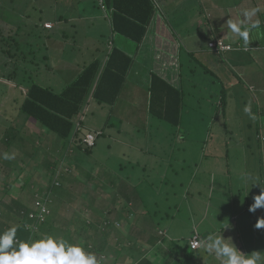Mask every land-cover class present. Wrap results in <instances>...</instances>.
Segmentation results:
<instances>
[{
	"label": "rangeland",
	"instance_id": "374dc122",
	"mask_svg": "<svg viewBox=\"0 0 264 264\" xmlns=\"http://www.w3.org/2000/svg\"><path fill=\"white\" fill-rule=\"evenodd\" d=\"M20 1L21 2L16 3V6L13 5L12 8L8 7V9L6 8L4 0H0V28H2L6 36L14 29L17 34L16 38L14 36L15 42H19V36L23 39L25 33H29L25 27H22V22H31L27 17L24 18L25 13L30 14L31 19L42 14L40 17L42 19L41 21L48 20L52 16V10H50L48 6H44L42 9H34L33 6H30V10H27L25 8L26 6H22V4L27 1ZM177 1H188V4L183 3L182 5V9L187 11L181 14V23H183L184 26L181 30H184L185 35H190L192 32L196 33L198 22L195 21L197 22L195 24L194 22H190V19H195L202 11L200 8V0ZM237 1L239 5L240 0ZM38 3L47 5L48 0L43 2L39 1ZM34 5H37L36 1H34ZM13 7L18 8L20 13H15ZM2 9L7 10L4 11ZM69 23L71 22L68 21L66 25L68 26ZM58 24L63 23L59 22ZM16 25L21 27L20 30L16 29ZM63 26L65 25H62V27ZM40 27L38 31H41ZM44 28L52 29L46 28L45 25ZM98 29L100 30L102 28ZM17 31L19 32L17 33ZM69 31L72 32V28ZM95 34V31L92 30V35ZM226 35L230 37L228 32H226ZM27 38H30L29 34ZM31 44L32 43H30V45ZM190 45L195 47L194 44L190 43ZM201 45L205 50L207 49V42ZM181 50H185V44H181ZM41 55H44V53H41ZM0 56L2 57V59H0V73H3V75H0V80L8 86L9 90L13 89L11 91V94H13L15 92V83L6 76V73L14 72L17 66L13 64L14 59L6 58L5 52L0 54ZM171 56H166L165 60L163 59L166 71L176 67L174 61H171ZM183 56H186L185 53H183ZM57 57L56 74L54 72H48L46 69L43 70L42 66L47 65V61L40 64L38 60H33L32 58L25 60L27 63H25L26 68L24 67V69L34 72L36 65L29 66L27 64L32 62L36 63L42 70L37 77L32 74L33 80L43 87H51L56 91H60L74 80L78 71L75 68L79 67V69H81L82 67L71 60L70 50L58 54ZM197 57L198 60H204L201 53L198 54ZM92 58L93 57L90 59ZM210 58H214V56ZM29 60L30 62H28ZM135 60L138 70H133L132 75L128 78L127 86H125L126 89L122 91L121 96H119L117 100L116 108L121 111L115 112L120 113L119 116H114V113L109 115V111L111 110L109 107L100 112L96 111L92 114L89 113V121L86 122V124L90 125L93 117L102 118L103 122H105L107 117L108 124L112 125L113 128L105 130V136L100 137L98 140L100 145L97 144L96 149H94L98 160L97 166L91 165L93 164L92 161L91 164H88L90 161L89 159H86L88 163L85 162L82 164L89 172L91 170L93 172H96V170L102 172L104 169L105 172L109 173L111 180L114 181L105 183L97 182V185L103 186L104 184H108L109 187L108 195L97 197L98 203H101L100 201H103L102 198L105 197L110 201L109 195L114 193L117 187L120 189L130 184L131 190L134 191L137 196V200L131 196V202L135 205L138 203L143 205L142 209H139L140 212L135 211L140 215V220L134 221L136 218L135 216L131 220H122L116 223L120 225L121 238H124L127 234L125 240L131 243L133 240L131 239L132 235L129 233L131 232L130 229L133 230L136 222V226H141L142 228L143 224L148 222L151 226L148 229L153 235V239L160 243V239H158L160 236L164 240L161 249L164 248V252H168L167 254L158 251L157 247L160 246L159 244L155 245V243L153 245L145 240L142 244L138 241V244L142 246H138L136 251L134 250L133 255L137 256L141 254V256L137 258L135 264H166L165 261H167V257H169L171 253L173 254L172 257L176 256V258L181 259L182 254L180 253L177 255L173 252L174 249L172 245L174 243L182 245L194 234L200 237L201 235L203 237L222 235L223 238L228 239V242L232 241L245 258L253 252H259L260 258L257 264H264V228L257 229L255 227L257 220L259 218H264V209H258L256 213H250L248 211L249 205L253 203L252 196L259 192V187H253L254 184L259 182L264 185L261 175L258 171L256 172L253 170V167H257V158L260 162L264 157L263 155L262 157L257 156L260 150H258V152L257 149L256 151L254 150V142L258 140L256 139V135H259L258 132L260 131L259 139H261V141H257V143L259 144L258 147L264 151V128L263 126L260 127L261 125L259 126V120H261V118L258 116V113L260 111L255 108L257 101H264V93H258L252 86L247 87L246 84H244V82L247 81L246 77L253 75V71H248L247 74L244 71V75L239 74V72L236 76L240 77L241 80L235 76L236 80L242 83L241 86H243V88L240 85L237 86L239 89L241 87V89H237L239 92L236 100L232 99L229 94L230 98L226 103L225 113H222L217 105L218 102L216 104L218 97L216 96V89L211 84L210 80L212 79L206 77L200 69H194L193 60L189 58L186 59L184 65L187 69L182 74V80L183 89L186 94L185 101L188 103V106L183 111V118L180 126L175 130L156 118L149 116L147 113L148 95L146 86L148 85V81L145 79V76L150 69L152 72L162 73L164 68L162 67L163 64L161 60L158 62L155 59L153 60L149 53L144 55L140 54ZM70 64V71L66 74L63 73L64 70L69 68ZM209 64L211 65L212 62ZM73 66L75 67L74 69ZM192 69H194L193 74L190 73ZM213 69L215 70L216 67ZM20 72H23L22 67L20 68ZM221 72L222 71H219L218 73ZM52 73L55 74V76L52 75ZM174 76H177L176 71L173 72V75L170 74L167 80L175 83L176 78ZM187 79L191 80L193 84ZM180 80L181 78L176 85L179 84ZM227 85L228 84L225 83L224 87H230ZM1 96L2 92L0 91V106L4 105L5 101H12L11 96H8V99L2 98ZM249 102H251L252 111L257 117L255 121L250 119L244 112V106ZM86 113H88V110ZM4 115H7V118L11 115L14 117L16 115V110L11 112L9 109L8 114H6L4 106L0 107V116H2L0 118L1 139L4 138L7 133L13 136L17 131H20L24 118V116L20 115L22 119L17 117V119L11 120L8 124L5 121ZM225 117L227 119V129H224V125L222 124ZM99 119L94 123L96 127L101 126ZM262 121H264V118ZM10 123L12 125L16 124L15 129H10ZM225 130L231 131L225 133ZM100 132L101 131H99L98 134ZM30 135L35 136V134L32 133ZM248 136L253 137L249 139ZM95 138L96 137H94V140ZM109 144L111 148L103 146ZM16 145L18 147L12 144L8 149L4 146V149H7L5 153L14 154L15 156L14 159L10 160L11 162L14 161L20 164L19 161L23 159L24 162L28 164L29 168L34 166L36 168V166L40 164V161L36 162L35 158L32 159L28 154H23L25 150L27 151V147H21V154H19V145ZM249 147L250 149H248ZM247 150H249L250 153L245 155ZM262 154H264V152ZM0 161L5 163V169H9L10 171L12 169L13 173L18 175L17 177L19 178L16 183L11 180H8L7 183H9V185L14 183V186L21 187L23 184L21 180L24 176H20L15 167L11 166V169L9 168L10 165L7 167L8 162H6L5 159L1 158ZM119 165L122 166L121 170L118 168ZM38 170V174L33 172L37 177H39V172H44V169L41 167L38 168ZM23 172L29 173L28 168L27 171ZM5 175L6 173L0 172V199L3 197V190L1 188L4 187L6 183L5 180H7ZM126 176L134 177L133 182L122 183V180ZM246 176L253 177V180L244 184L243 180ZM78 177L82 176L75 172L74 178ZM67 179H69V181ZM63 180H67L64 182L67 188H72L73 192L76 194L81 192L82 196L86 198V201L84 198L78 199L77 201L75 194H69L66 198L67 203L64 204L58 205L52 200L53 203L51 207L54 208L53 217L57 219L55 231L50 232V236L54 235V237L55 233L58 237L63 235L62 228H68V221H70V223L72 222L73 230L79 228L78 226L81 225V221L78 219L79 216H81V218L83 217L87 222L89 221L88 224L92 222L96 223L93 216L97 215V213L93 211L95 204H93L90 195H95L97 192L93 189L92 182L88 184L89 186L87 182H84L86 184L83 185L81 182L78 183L77 179L72 180L69 176ZM71 180L76 182H71ZM118 180L120 182H116ZM37 183L39 184V182ZM28 188H31V183ZM18 192L19 188L18 190L14 189V195L12 197L0 201V213L6 212V214L1 215V217L4 216L5 219H0L2 220L0 221V233L5 231V229H2L3 226L12 225V220H10V214L8 213L12 211L11 204L13 200H18ZM248 192L249 195L245 197ZM25 195L26 193H23V197H25ZM247 198L248 200H246ZM105 206L107 212H110L111 208H118V205H112L110 203ZM128 207L133 211L134 207L137 208V206L133 204H128ZM234 211L242 214L239 219H237L239 214H235ZM147 212L151 213L150 218L146 215ZM98 223L102 224L103 221L101 222L99 220ZM34 229L37 231L38 227L35 226ZM48 229L49 227L47 231ZM70 229L71 228L68 230ZM194 230L195 233H193ZM159 232H165V235L163 236L161 235L162 233ZM100 236L97 239L100 242L104 240V242L108 244V252L104 253L105 256H108L106 259L107 263H112L114 259H116L119 264L132 263L131 259H133V256L130 254L128 255L125 250H122L124 252H120L119 254L115 252L119 249L121 250L120 246L124 245V241L118 238L119 236L116 237L113 231H107L106 236L102 234ZM154 236L156 237L154 238ZM149 238L150 236L147 235V239ZM249 239H251L249 246L243 247L242 240L249 241ZM91 240H93V238ZM149 240H152V238ZM77 244L84 247V240H78ZM239 247L242 248V251ZM151 249L152 252H150ZM200 254H202V252H200ZM153 255H156V258ZM210 255L211 254H208V257ZM214 261L213 257L209 260L194 256L188 264H220L219 259L218 262ZM169 264L178 263L172 262Z\"/></svg>",
	"mask_w": 264,
	"mask_h": 264
},
{
	"label": "trees",
	"instance_id": "16d2710c",
	"mask_svg": "<svg viewBox=\"0 0 264 264\" xmlns=\"http://www.w3.org/2000/svg\"><path fill=\"white\" fill-rule=\"evenodd\" d=\"M16 1L17 0H5L4 3L6 4V8L10 7V5L14 4ZM17 2L21 1L18 0ZM103 5L105 6L104 10L105 8H111L113 11L112 26L109 32L110 35L112 34L118 38L121 37L128 39L134 42L138 47V45L143 40L146 34V28L153 17V14L155 13L152 0H103ZM2 10L5 11L7 9ZM61 22L65 23L64 19H61ZM74 27L75 25L72 28ZM45 32L48 31L45 30ZM76 34L78 33L76 32ZM106 34L107 33H99L97 51L95 54L93 53L94 56L92 59H90L92 56L85 58L86 56H84V54L79 55L75 53V51H70L71 60L76 62L78 66H81L82 68L80 69V72L77 71L76 74L79 75L75 78V80L58 93L53 91V89L43 87L42 85L36 83V81H34L32 78L34 75H32V70L26 71L24 69L23 72L17 73L16 69L14 72L6 73V76L15 83V92L13 94H11L13 89L9 90L8 86L0 80V91L2 92L1 97L5 99L8 96L12 97L11 102L5 101L4 105L0 107L4 106L6 114H8L9 109L11 112L16 110V115L14 117L11 115L7 118V115H4L5 121L9 124L11 120L15 118L17 119V117L22 119L20 115L24 116L20 131H17L13 136H10L7 133L5 134L4 138H0V156H2V154L5 153L12 144L15 146L18 144L19 154H21V147L24 146L23 148L27 147V151L25 150L23 154H28L32 157V159L35 158L36 162L40 161V164L36 166V168L35 166L29 168L28 164L25 163L23 159L19 161L20 164L17 162L15 163L14 161L11 162L10 160H6V162H8L7 167L9 165V168L11 166L15 167L19 175L24 176V178L21 180L23 183L21 187L14 186V183L18 182V175H15L11 168V171L9 169H5V163L0 161V172L6 173L5 176L7 177L4 187L1 188L3 190V197L0 199V201L12 197L14 195V189L18 190L19 188V196H17L18 200H13L11 204L12 211L8 213L10 214L12 225H5L2 227V229H5L6 231L9 228L16 227L17 241L40 239L45 237V234L46 236H48V234L50 235V232L55 231L57 221V219H54L53 217L54 208L51 207L53 201H55L58 205L67 203L66 198L69 194H75L77 201L81 198H84L86 201V198L82 196L81 192L76 194L73 192L72 188H67L64 185V182L67 180L69 181V179L66 181L63 179H66V177L69 176L72 180L77 179V182H81L83 185L86 184L84 182H87V185L92 182V187L97 192L95 195H90V197H92L93 204H95L93 211L97 213V215L93 216L96 223L92 222L88 224L89 221L87 222V220L79 216L78 219L81 221V225L78 226L79 228L73 230L72 222L70 223V221H68V228H62L63 235L58 237V235L55 233V236L57 238L65 239L73 244H77L78 240H84L85 250L96 255L98 264L109 263H107L106 260L108 256H105L104 254L105 252H108V244H106L104 240H102L103 242H100L97 238L101 234L106 236L107 231H113L116 237L119 236L118 238H121V230L119 229L120 225L116 223L122 220H131L135 216L136 218L134 221L140 220V215H138L135 211L140 212L139 209H142L143 206L142 204L138 203L135 205L131 202V196H133L136 200L137 196L135 195L134 191L131 190L129 186L130 184H127L120 189L118 187L117 189L114 188L115 192L109 195L110 201H108L107 197H105L102 198L103 201H100L101 203H98L97 197H100L101 195H108L109 187L108 184H104L103 186L97 185V182L105 183L114 181L111 180L109 173L105 172L104 169L102 172H99L98 170H96V172H93L92 170L89 172L88 169L84 168L82 165L83 163H79L78 161L80 158L82 159V157L85 158L92 156L94 149H96L97 144H99V138L105 136L104 132L106 129L113 128L112 125L108 124L106 117L105 122H99L101 124V126H99L100 130L95 132H84V129L82 128L83 122L80 119H84L85 116L88 118L89 113H93H86L87 105L89 103L87 101L88 98L92 97L96 104L103 110L109 107L111 109L109 111V115L114 113V116L118 117L120 113H116L115 111L121 110L116 108V103L119 96H121L122 91L126 89L125 86L128 83V74L131 72L134 62H136V58H134L132 55H129L123 48L119 47V45L115 43V39H113L114 37L109 39ZM40 37L42 38L43 36L40 35ZM103 38H105L106 41L103 42ZM14 39L15 38L13 37L11 38L6 36L3 33L2 28H0V54L5 52V54L10 56L11 59H14V65H16V63L17 65L20 63L21 67L26 68L25 63L27 62L25 60L30 58L33 60H38V63L40 61V64L46 62V60L42 59L41 54L38 57L34 52H13V50L17 49L18 46ZM40 45L42 48L44 46L46 47V44L41 43ZM262 45L263 47L259 53L263 55L264 42ZM5 46H7L6 49ZM231 47V51L224 53H216L207 48L206 50H208L211 55L217 56L210 58L209 61H202L200 59L198 60L194 57V54H189V59L194 61V69H200L206 77L212 79L210 81L212 86L216 89V96L218 97L216 104L218 102L217 105L221 109L222 113H225L226 103L230 97L236 100L240 90L237 86H241L242 84L239 82V80H236L238 77L236 76V69L239 68V63L233 59V56L241 53L248 57L251 56V58L255 60V54L252 52L254 51L252 47L244 49L245 46L242 43L232 44ZM18 48L21 47L18 46ZM0 59H2L1 56ZM28 62H30V60ZM210 62H212L211 65L209 64ZM27 65L33 66L37 64L32 62ZM214 67H216L215 70L213 69ZM74 68L75 67L73 66V69ZM69 69H71V64ZM75 69L79 70V67H76ZM173 69L176 70L177 67ZM186 69V66L182 64L181 73L179 74V79L181 78V80L179 81L178 85H176L177 83L173 84L168 80H165L164 77L160 76L161 74L159 75L157 73H150V82L147 88L148 115L156 118L164 124H167L171 129L175 130L180 126L183 118V111L188 106V103L185 101L186 94L183 89L182 80V74ZM194 69L190 70L191 74L194 73ZM41 70L42 69L37 66L35 72L38 74L36 73L35 75L39 76ZM219 71L222 72L218 73ZM0 75H3V73H0ZM238 79L241 80L240 77H238ZM188 81L193 84L191 80ZM225 83H227L230 87L225 88ZM244 84H246L248 87L246 82H244ZM262 85H264V80H262ZM241 87L243 88V86ZM253 88L255 87L253 86ZM255 90L258 93H264V89L255 88ZM229 94L231 95L230 97ZM262 111V114H264V108ZM1 117L2 116H0V118ZM88 121L89 119L87 122ZM95 121L97 122V120ZM222 124L224 125V129H227L226 117L223 119ZM9 127L10 129H15L16 124L12 125L10 123ZM99 131L101 132L98 134ZM230 131L231 130H225V133H229ZM31 133L35 134V136H31ZM88 134L94 135L96 137L91 147H89L84 141ZM4 146H6L7 149H4ZM103 146H106V148H111L110 144ZM40 167L44 169V172H39V177H37L35 174H38V168ZM27 168L29 173L23 172L27 171ZM118 168L121 170L122 166L119 165ZM75 172L79 173L82 177L74 178ZM94 175L96 177H92ZM133 178L134 177L126 176L122 180V183L133 182ZM8 180H11L14 183L9 185V183H7ZM72 180L71 182H76ZM37 182H39V184ZM116 182L120 181L118 180ZM30 183L31 188H28ZM23 193H26L25 197H23ZM246 200H248V198ZM36 202L43 204L49 210V213L44 217V221L36 223V225L38 224L37 231L33 230L28 223V215L32 210L35 209L34 205ZM108 203L112 205H118V208H111V211L107 212L105 205ZM128 204H133L134 206H137V208L134 207L133 211L128 207ZM234 213L237 215L239 214L237 219H239L240 215H242L239 212L236 213L234 211ZM4 214H6V212L0 213V219H5L4 216L1 217V215ZM146 215H148L150 218L151 213L147 212ZM99 220L101 222L103 221V223H98ZM136 224L134 225L135 227L133 230L130 229L131 232H129L132 235L131 239L133 241H131V243L127 242L125 240L126 234L124 238H121V240L124 241V245L120 246L121 250L116 249L117 251H115L119 254L120 252H124L122 250H125L128 255L130 254L133 256V259L130 258L133 264H135L137 258L141 256V254H138L137 256L133 255L134 250L136 251L138 246H142L138 244V241H140L142 244L144 243V240L153 245L155 243V245L159 244L160 246L157 247L158 251L164 252V248L161 249L164 240L160 236L158 238L160 239V243L153 239V235L148 229L151 227L149 223L146 222L143 224V228L141 226H136ZM48 227L49 229L47 231ZM69 228L71 229L68 230ZM159 233H162L161 235L163 236L165 235V232ZM193 233H195V230ZM147 235H149L152 240H149L150 238L147 239ZM197 236L200 242L201 239L203 241L207 238L203 237L202 235L201 237L199 235ZM155 237L156 236H154V238ZM92 238L93 240H91ZM188 239L182 245L177 243L172 245V248L174 249L173 252H175L177 255L180 253L182 254L181 259L176 258V256L172 257L173 254L171 253V255L167 257V261H165L166 264L172 262L178 264H188V262H190L194 256L209 260L211 257H213L215 260L214 262H218V259L213 254L208 257V254L203 252L201 248L196 251L191 250L188 244L190 240ZM239 248L242 251V248ZM152 249L150 252H152ZM200 252H202V254H200ZM153 256L156 258V255ZM110 264L119 263L116 261V259H114V261Z\"/></svg>",
	"mask_w": 264,
	"mask_h": 264
},
{
	"label": "crops",
	"instance_id": "0c3cea01",
	"mask_svg": "<svg viewBox=\"0 0 264 264\" xmlns=\"http://www.w3.org/2000/svg\"><path fill=\"white\" fill-rule=\"evenodd\" d=\"M25 1H27L26 3L28 5L24 3L22 6H26L25 8L27 10H30V6L31 7L33 6L34 9H42V7L48 6L49 9L52 10L51 11L52 16L48 20L41 21L42 19L40 17L42 16V14L31 19V15L25 13L24 18L27 17V19L31 20V22L30 23L22 22L23 24L22 27H25V29L29 33H25L23 39L20 38L19 36V42H17V44L21 48H18L17 46V49H14L13 52L16 53L34 52L38 57L39 54L44 53V55H42V59L46 60L48 64L42 66L43 70L46 69L48 70V72L55 73L57 69V65H56V59L58 58L57 55L62 54L66 50L75 51V53L79 55L84 54V56H86L87 58L88 56L93 57L97 51V47H98L97 43H99V33H104V34L107 33L106 35L108 36L109 39L111 37H114L113 39H115V43L119 45V47L123 48L129 55H132L134 58H137V56L139 57L140 54L144 55L146 53H149L152 56L153 60L155 59L157 62L161 60L164 71L160 73L161 75L159 73L157 74L164 77L165 80H167V77L170 74L173 75V72L176 71L177 76H174L176 78V81L175 83L173 82V84L178 83L179 74L181 73V66L182 64H184V61L186 59L190 58L189 57L190 53L194 54L195 55L194 57L197 59H198L197 55L201 53L203 55V59L206 61H209L210 57L216 56V55H211L208 50H205V48L202 47L201 45L202 43L204 42L208 43L213 39L220 38L223 39L225 43H228L230 45L236 43L243 44V42L240 41L238 37H236L233 33L229 31L226 24L228 19L240 20L242 19L241 14L243 13L244 10L252 7H259L261 9V12L257 15V17H253V19H260L264 21V0H240L239 5L237 0H200V8L202 11L200 12V14H198V16L195 19H190V22H194L195 24L198 22L197 32L196 33L192 32L190 35H185L184 30H181V28L184 27L183 23H181L182 22L181 14H184V12L187 11L182 9V5L183 3L188 4V1L178 2L177 0H152L155 13L153 14V17L151 18L146 28V34L143 40L137 47L134 42L128 39H124L121 37L118 38L117 36L112 34L110 35L109 32L112 26L113 11L111 8L110 9L105 8V10L101 9L100 0L98 1L97 0H48L47 5L38 3L39 1L43 2L45 0H25ZM34 1H36L37 5H34ZM16 3L17 1L14 4L10 5V7L12 8L13 5L16 6ZM102 5H103V0H102ZM13 10L15 11V13L19 12L18 8L13 7ZM67 14H71V15H67ZM61 19H64L65 23L63 22V24H58L59 22H61ZM68 21L71 22L68 25L69 27L66 25ZM44 24H50L53 27H51L52 28L51 30L45 29ZM62 25L65 26L62 27ZM74 25L75 27L72 28ZM39 27L41 31H38ZM20 28L21 27L17 26L16 29L20 30ZM71 28H72V32L69 31L71 30ZM98 28H102V29L99 30ZM45 30H47L48 32H45ZM92 30L95 31L96 33L95 35H92ZM18 32L19 31H17V33ZM76 32L79 34L77 35ZM226 32L230 34V37H227ZM28 34L30 35V38H27ZM16 35L17 34L14 31V29H12L7 36L11 38L12 37L14 38L15 36L16 38ZM40 35L43 37L41 38ZM104 41H106L105 38H103V42ZM263 42H264V30H258L251 34L250 44L248 46L253 48L254 51L252 52L255 54V60L252 59L251 56L248 57L245 54H241V53H238L233 56V59L239 63V68L236 69L237 74L240 72L239 74L244 75V71L246 72V74L248 73V71H253V75L246 77V80L248 81V82L246 81L248 87L254 86L255 88L258 89H264V85H262V80H264V57H263L264 54L262 55L261 53H259L263 47L262 45ZM30 43L32 44L30 45ZM41 43L46 44V47L44 46L42 48V46L40 45ZM190 43L194 44L195 47L191 46ZM181 44H185V51L181 50ZM6 47L7 46H5V49ZM183 53H185L186 56H183ZM166 56H171V61H174L176 67L178 66L177 67L178 71L177 69L176 70L170 69L166 71L164 66V60ZM6 58H11V57L6 55ZM18 65H17V73H21L20 72L21 64L18 63ZM37 66L38 65L35 66V69L37 68ZM22 69L24 71V67H22ZM35 69L34 72L32 71V74L34 75L37 73L35 72ZM69 70L70 69L67 68L66 70L63 71V73L66 74L68 73ZM133 70H138L135 62L133 68L131 69V72H129L128 74V78L132 75ZM78 71L80 72V69ZM150 73H156V72L154 71L152 72L151 69L148 70L145 76V79H147L148 81V85L146 86V88H148L149 86ZM52 75L55 76V74L53 73ZM78 75L79 74H76L75 78ZM35 77L37 76L35 75ZM46 88L53 89L51 87H46ZM53 91L57 93L60 92V91H56L55 89H53ZM6 99H8V97H6ZM87 101L89 102L87 105L88 113L103 111V109L96 104V102L92 99V97H89ZM255 105H256L255 108L258 111H260L258 113V116L261 118V120H259V126L261 125L260 127L263 126L264 128V121H262L264 118V114H262L263 112L262 109L264 108V101H257ZM85 118H84L85 120L80 119L83 122L82 128L84 129L85 133L88 131L95 132L100 130V128L96 127V125L94 124L96 122L95 120H97L95 117L91 119L92 121L90 125L86 124L89 118H87V116H85ZM99 122L102 123L103 119L100 118ZM258 133L260 135V131ZM259 135H256L257 137L256 139L258 140H255L254 142L255 143L254 150L256 151L257 149V152L258 150H260L257 156L262 157V155L264 156V154H262L264 151L258 147L259 144L257 143V141H261V139H259ZM252 137L253 136H248L249 139H252ZM248 149H250V147ZM246 152L247 153L245 155H248L250 153L249 150H247ZM86 159L90 160L89 163ZM78 161L79 163L87 162L88 164H91L92 161L93 164L91 165H96V166L98 164L95 151L93 152L92 156L85 158L82 157V159L80 158ZM253 170H255L256 172L258 171V173L261 175L262 182H264V157L262 158V160H260V162L257 158V167H253ZM250 242L251 239H249V241L242 240V245L244 247L249 246Z\"/></svg>",
	"mask_w": 264,
	"mask_h": 264
},
{
	"label": "clouds",
	"instance_id": "9594fccd",
	"mask_svg": "<svg viewBox=\"0 0 264 264\" xmlns=\"http://www.w3.org/2000/svg\"><path fill=\"white\" fill-rule=\"evenodd\" d=\"M260 12L261 9L259 7H252L243 11L241 14L242 19H228L226 22L229 31L238 37L245 47L249 46L252 33L264 30V21L253 19ZM50 26L52 27V25ZM244 112L253 121L257 119L252 111L251 102L244 106ZM0 158L11 160L15 156L14 154L3 153ZM251 180H253V177L246 176L243 183L247 184ZM256 186L259 187V194L252 196L253 203L248 208L250 213H256L258 209H264V185L256 182L253 187ZM248 195L249 192L245 197ZM28 223L33 230H35V226L38 227V224L36 225L37 222L29 218ZM255 227L257 229L264 228V218H259ZM16 234V227L0 233V264H98L96 255L86 251L82 245L73 244L49 234L47 237L40 239L17 241ZM200 248L207 254H213L220 260V264H257L260 258L259 252H253L245 258L232 241L228 242V239L223 238L222 235L208 236L200 242Z\"/></svg>",
	"mask_w": 264,
	"mask_h": 264
},
{
	"label": "built area",
	"instance_id": "2783aa9c",
	"mask_svg": "<svg viewBox=\"0 0 264 264\" xmlns=\"http://www.w3.org/2000/svg\"><path fill=\"white\" fill-rule=\"evenodd\" d=\"M101 2V9H104V6L102 5V0ZM45 27L50 28L51 26L49 24H46ZM208 48L214 52H227L231 51L232 47L229 44H226L223 39L217 38L215 40H212L208 42L207 44ZM94 135L88 134L85 137V143L91 147L94 143ZM35 209L30 212L28 215L30 220H34L35 222H43L45 215L49 213V210L44 206L43 204L36 202L35 203ZM200 245V240L197 235H194L192 239L189 241V247L191 250H197L199 249Z\"/></svg>",
	"mask_w": 264,
	"mask_h": 264
}]
</instances>
